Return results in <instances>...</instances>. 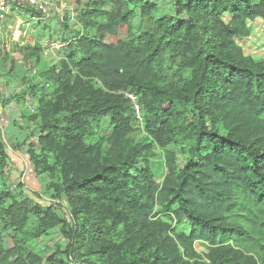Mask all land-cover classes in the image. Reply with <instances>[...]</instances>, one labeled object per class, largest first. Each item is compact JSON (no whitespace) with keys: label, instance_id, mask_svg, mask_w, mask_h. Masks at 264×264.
Instances as JSON below:
<instances>
[{"label":"trees","instance_id":"trees-1","mask_svg":"<svg viewBox=\"0 0 264 264\" xmlns=\"http://www.w3.org/2000/svg\"><path fill=\"white\" fill-rule=\"evenodd\" d=\"M112 1V9L96 6L87 14L90 21L103 18L100 31L69 43L81 54L69 53L78 75L72 80L69 70L51 74L59 94L50 106L69 109L71 116L60 138L52 132L59 120L52 118L41 139L60 159L65 189L80 209L130 223L134 231L127 240H138L139 250L164 243L169 253L181 257L184 248L192 256L194 242L203 240L213 249L210 262L200 264H264V62L245 55L235 41L248 35V20L264 21V0L181 1L177 16L157 19L153 0ZM134 17H141L136 28ZM184 69L191 71L189 77ZM126 93L138 97L145 128L164 145L193 141L187 159L168 163L161 184L135 155H101L80 134L89 113L120 115L116 99L131 103ZM115 126L120 137L128 125ZM7 158L0 139V176ZM158 206L169 216L184 215L190 232L177 233L175 241L170 222L150 218ZM27 207L0 189V264H43L29 244ZM6 231L14 235L9 246ZM105 248L116 252L114 244ZM166 255L126 264H161ZM48 260L63 264L54 255Z\"/></svg>","mask_w":264,"mask_h":264},{"label":"rangeland","instance_id":"rangeland-1","mask_svg":"<svg viewBox=\"0 0 264 264\" xmlns=\"http://www.w3.org/2000/svg\"><path fill=\"white\" fill-rule=\"evenodd\" d=\"M54 1L63 3L66 8L52 12L49 18L42 21L38 26L40 34L33 30L26 41L21 42L22 45L12 41L11 37H0V139L8 156L7 168L4 175L0 176V189L10 190L16 201L28 206L26 230L29 233V244L41 253L43 264H50L48 259L52 255L57 258V263L63 264H126L141 258L151 260L157 253L167 254L161 264L210 262L213 245L203 240L194 242L192 256L186 254L184 248L179 251L181 257L169 253L171 249L166 251L164 243L159 245L150 242L139 250L138 240H127L130 232L134 231L130 223L124 224V219L120 218L113 221L111 213V216L107 213V216L101 217L99 212L89 213L80 209L65 189L60 159L54 156V151L41 139L49 131L45 123H52V118L59 120L52 132L56 140L60 138L71 116L69 109L59 111L55 109L56 106H50L59 94L55 79L51 77L67 70L72 80L74 75H78L77 68L69 59V53L74 51L76 55L81 54L77 44L73 49L69 43H76L87 34L95 35V30L100 31L105 23L103 18L90 21L87 14L96 6L97 9L110 10L114 2ZM153 1L157 2V8L152 13L153 19L166 15L177 16L180 2H188ZM134 18L133 26L136 28L141 17ZM224 19L229 22L231 16L226 14ZM148 20H144V26L149 25ZM247 28L248 35L235 37V41L245 55L264 62L263 19L257 17L248 20ZM183 73L185 77L191 75L189 69H184ZM95 81L97 87L105 89L99 80ZM125 96L131 99V103L128 99H116L115 110L121 112L116 117L107 113L86 115L87 121L79 130L84 144L97 146L101 155H135L136 162L148 169L161 184L168 172V163L175 160L176 164H180L187 159L193 141L191 138L182 139L164 145L145 128L141 116H138L135 109V105H139L138 97L132 93H126ZM190 116L183 122L188 121ZM121 121L128 126L123 136L118 137L122 132H117L115 125ZM71 129L77 133L74 127ZM153 214L155 219L160 218L172 224L175 241L177 233L190 232L191 224L184 215L178 217L172 213L173 216H169L162 213V207L159 206L154 207L150 218ZM100 230L103 238L98 241L95 235ZM13 236L12 231L5 232L6 246L12 243ZM124 239L127 244L123 247ZM229 243L235 245L232 241ZM111 244H114L116 252L105 248Z\"/></svg>","mask_w":264,"mask_h":264},{"label":"built area","instance_id":"built-area-1","mask_svg":"<svg viewBox=\"0 0 264 264\" xmlns=\"http://www.w3.org/2000/svg\"><path fill=\"white\" fill-rule=\"evenodd\" d=\"M63 8V3L54 0H0V37H11L22 45L33 30L40 34L38 26L42 21ZM135 109L140 117V105L136 104Z\"/></svg>","mask_w":264,"mask_h":264},{"label":"crops","instance_id":"crops-1","mask_svg":"<svg viewBox=\"0 0 264 264\" xmlns=\"http://www.w3.org/2000/svg\"><path fill=\"white\" fill-rule=\"evenodd\" d=\"M5 113V112H4ZM4 113H2L1 115H4Z\"/></svg>","mask_w":264,"mask_h":264}]
</instances>
